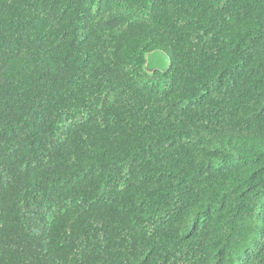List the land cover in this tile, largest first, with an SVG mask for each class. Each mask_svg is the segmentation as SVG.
Here are the masks:
<instances>
[{
	"label": "trees",
	"instance_id": "1",
	"mask_svg": "<svg viewBox=\"0 0 264 264\" xmlns=\"http://www.w3.org/2000/svg\"><path fill=\"white\" fill-rule=\"evenodd\" d=\"M0 264H264V0H0Z\"/></svg>",
	"mask_w": 264,
	"mask_h": 264
},
{
	"label": "water",
	"instance_id": "2",
	"mask_svg": "<svg viewBox=\"0 0 264 264\" xmlns=\"http://www.w3.org/2000/svg\"><path fill=\"white\" fill-rule=\"evenodd\" d=\"M172 58L164 49H155L146 54L145 69L149 74L159 70L166 72L171 66Z\"/></svg>",
	"mask_w": 264,
	"mask_h": 264
}]
</instances>
